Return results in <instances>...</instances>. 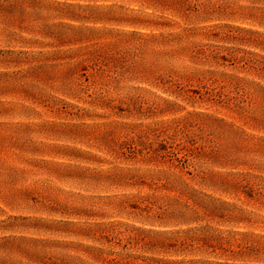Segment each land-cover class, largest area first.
<instances>
[{
    "label": "rangeland",
    "instance_id": "obj_1",
    "mask_svg": "<svg viewBox=\"0 0 264 264\" xmlns=\"http://www.w3.org/2000/svg\"><path fill=\"white\" fill-rule=\"evenodd\" d=\"M0 264H264V0H0Z\"/></svg>",
    "mask_w": 264,
    "mask_h": 264
}]
</instances>
